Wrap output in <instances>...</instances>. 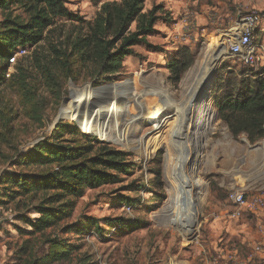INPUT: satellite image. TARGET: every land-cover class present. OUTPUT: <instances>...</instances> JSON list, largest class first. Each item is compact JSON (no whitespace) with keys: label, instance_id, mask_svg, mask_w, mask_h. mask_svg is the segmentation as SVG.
Listing matches in <instances>:
<instances>
[{"label":"rangeland","instance_id":"374dc122","mask_svg":"<svg viewBox=\"0 0 264 264\" xmlns=\"http://www.w3.org/2000/svg\"><path fill=\"white\" fill-rule=\"evenodd\" d=\"M107 1L119 0H97L98 3L65 0V6L75 18H56L48 27L50 42L57 46L66 34L74 36L80 28L85 29L86 22L92 20L99 6ZM154 4L164 6L167 14L155 23L154 32L147 38L156 49L135 45L133 53L124 58L116 73L101 78L81 74L77 80L56 78L49 83L40 81L38 67L33 62L36 54L50 58L47 40L28 47L23 59L24 54L15 55L18 61L23 60L27 86L29 90L35 89L37 97L27 106V111H23L14 103V96L0 91V106L13 105L17 112L12 121V139L0 144V150L8 156L7 160H0V173L18 171L19 155L27 154L39 142L52 140L59 130L67 139V132L72 128H79L95 140L125 152L129 155L130 167L126 174L118 175L117 183L90 189L79 198L72 217L65 224L77 226L79 232H64L62 226H56L30 237L21 232L28 229L24 219L36 215L29 208L0 207V264H23L27 253L21 254L19 248L26 239L35 256H42L47 250L43 241L50 235L77 247L70 261L59 264H76L83 259L98 264H264V236L257 232L259 218L250 213H244L239 220L228 217L231 207L226 201V192L231 186L243 185L252 194L261 192L264 195V137L254 143L249 142L245 133L235 137L219 117L215 105L216 97L224 93V90H215L217 80L231 81L233 76L246 81L264 72V67H245L230 57L226 46L235 19L229 25H217L219 19L212 16L211 9L201 11L205 4L212 6L211 0H145V10ZM187 12L193 15L196 32L199 36L202 34L199 42L185 45L194 54L190 67L201 50H209L214 44L220 48L222 56L210 73L208 104L201 105L194 97L191 114L195 113V119L189 129L186 151L181 152L184 175L194 182L188 191L178 183L170 190L163 176V148L153 149L147 155L139 145L154 134L153 121L156 119L152 123L139 122L127 127V143L123 144L84 132L72 111L74 107L92 103V111L101 113L99 121L102 122L109 113L112 119L122 118L128 108L151 102L153 98L146 96L147 92L161 89L172 98H178L182 80L190 67L178 82H174L165 64L177 47L184 45L174 35L180 30ZM7 16L27 20L25 11L15 7L0 10V20ZM9 70L12 72L14 68L9 67ZM71 85L76 88L71 89ZM88 87L101 91L95 97L85 98L82 94ZM156 103L159 105L157 100ZM172 107H168L169 113ZM113 122L108 123L111 131L114 130ZM129 204L132 206L127 211ZM93 229L97 233H92Z\"/></svg>","mask_w":264,"mask_h":264},{"label":"trees","instance_id":"16d2710c","mask_svg":"<svg viewBox=\"0 0 264 264\" xmlns=\"http://www.w3.org/2000/svg\"><path fill=\"white\" fill-rule=\"evenodd\" d=\"M144 3L145 0L104 2L92 20L86 22L85 29L80 28L74 36L66 34L64 40L55 46L48 39V27L54 24L56 18L74 17L65 6V0H0L1 11L15 7L27 14L26 21L9 16L0 20V91L14 96V103L27 111V106L37 95L34 94L35 89L29 90L27 86L22 57L28 47L37 46L44 40H47L51 51L50 58L44 59L36 54L33 62L38 67L40 81L49 83L56 78L77 80L81 74L101 78L120 71L124 58L133 53L135 45L143 44L148 49H156L147 38L154 32L155 23L167 14L160 4L145 10ZM177 48L165 64L170 80L174 82L180 80L194 59L191 48L185 45ZM20 51L25 52L22 59L18 61L15 57L11 64L9 59ZM9 67L14 71L6 77ZM262 73L246 81L233 76L231 81H216L215 90H224L215 101L219 117L235 137L245 133L250 143L264 137ZM236 86L238 90H233ZM70 88L76 87L71 85ZM15 110L7 103L0 106V144L8 143L13 137ZM67 134L69 137L66 139L62 130L55 132L52 140L39 142L27 154L18 156V171L0 173V207L9 208L12 205L15 210L29 208L36 215L24 219L28 229L21 232L30 237L56 226H62L64 232H79L77 226L65 225L72 217L79 198L90 189L117 183L118 175L129 170V155L125 152L95 140L79 128L69 129ZM7 158L0 150V160ZM91 232L97 233L95 229ZM43 242L47 244V250L38 257L31 251L29 239L24 241L19 248L21 254L27 253L23 264L68 262L77 248L51 235ZM76 264L98 263L83 259Z\"/></svg>","mask_w":264,"mask_h":264},{"label":"bare ground","instance_id":"6f19581e","mask_svg":"<svg viewBox=\"0 0 264 264\" xmlns=\"http://www.w3.org/2000/svg\"><path fill=\"white\" fill-rule=\"evenodd\" d=\"M221 57V50L216 44L211 46L209 50H204V52L201 50L198 58L182 80L181 92L178 98H172L166 91L161 89L147 92L146 96L153 98L151 102L141 103L137 107H132L133 109L128 108L122 118L112 119L111 117L113 116L109 113L102 122H100L101 120L99 121L101 113L92 111L94 110L92 103L88 104V106L74 107L72 111L86 132H93L103 139L121 141L123 144L127 143L125 134L127 127L139 122L143 124L147 122L152 123V120L156 119V121H153L156 125L154 134L140 141L139 145L147 155L153 149L158 147L163 148L165 154L163 176H165L168 184H170V190H173V187L178 183L188 191L194 182L184 175L182 170L184 155L181 152L186 151L190 136L189 129L192 121L194 122L195 119V113L191 114L193 112L192 107L195 104L194 97H196L195 101L201 103V105L205 106L208 104V87L212 82L210 78L212 75L210 73L213 71L215 63ZM106 88L103 87V89ZM100 91L101 89L88 87L82 95L85 98L95 97ZM156 100L159 102V105H157ZM171 106H173L172 113H169L167 110ZM209 110L212 109L209 108ZM111 120H114L112 124L113 131L108 127V123ZM123 125L125 128H121ZM198 182L201 183L202 180Z\"/></svg>","mask_w":264,"mask_h":264},{"label":"built area","instance_id":"2783aa9c","mask_svg":"<svg viewBox=\"0 0 264 264\" xmlns=\"http://www.w3.org/2000/svg\"><path fill=\"white\" fill-rule=\"evenodd\" d=\"M214 16V15H212ZM215 17V16H214ZM230 27L231 35L227 39L228 54L245 67L257 68L264 66V43L257 40L256 31L260 29L261 23L264 25V11L260 9L243 10L241 6H236V17ZM197 26L192 13H185L181 28L174 35L176 40L184 45H193L199 42L202 34H198ZM20 51L17 54H24ZM15 56L9 59L12 64ZM10 70L5 74L8 77ZM264 77V73H262ZM226 201L231 207L228 217L239 220L244 213L255 214L259 220L257 232L264 236V195L260 193L252 194L248 187L240 185L231 188L226 192ZM128 206L127 211L130 210Z\"/></svg>","mask_w":264,"mask_h":264},{"label":"crops","instance_id":"0c3cea01","mask_svg":"<svg viewBox=\"0 0 264 264\" xmlns=\"http://www.w3.org/2000/svg\"><path fill=\"white\" fill-rule=\"evenodd\" d=\"M211 5L205 4L201 6V11L212 10V15L218 17L219 23L217 25H229L231 21L236 17V6L239 5L243 10L260 9L264 11V0H211ZM256 37L259 41L264 43V25L261 23V27L256 31ZM236 186H231L235 188ZM228 189V190H229Z\"/></svg>","mask_w":264,"mask_h":264}]
</instances>
